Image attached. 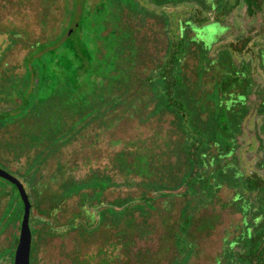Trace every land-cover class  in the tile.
Wrapping results in <instances>:
<instances>
[{"label":"rangeland","instance_id":"rangeland-1","mask_svg":"<svg viewBox=\"0 0 264 264\" xmlns=\"http://www.w3.org/2000/svg\"><path fill=\"white\" fill-rule=\"evenodd\" d=\"M98 1L86 0V6L93 8ZM140 1L150 11L137 15L128 10L113 12L117 24L107 21L103 35L117 25L127 35L124 33L122 45L114 49L115 69H93L91 78L95 82L87 92L88 101L81 105V87L68 92L64 80L54 87L52 77L41 80L38 59L48 65L50 55L33 56L38 44L52 43L66 25L70 27L67 34L72 32L68 21L74 10L73 0H0V113L21 110L11 120L0 122V168L18 178L30 195L31 264H227L223 262L226 253L237 251L239 243L264 217V196L262 199L257 192L246 190L240 181L252 172L264 179V108L259 111L264 104L260 100V87L264 85V15L251 18L239 7L225 21H179L180 33L189 40L201 41L210 50L208 67L213 66L211 71L199 74V51L192 43L180 67L186 85L182 95L188 96L189 107L200 116L193 124L209 135L208 130H213L216 136L208 156L217 154L207 159L206 167L214 196L208 204L194 208L192 198L197 194L187 195L182 185L189 166L184 153L187 133L175 114L155 111L157 99L150 89L142 87L143 78L161 64L167 52L168 13L175 23L194 5L156 7L151 0ZM216 1L202 0L201 5L207 9ZM84 27L80 37L86 32L87 39L91 32ZM243 35L251 36L248 49L230 53L240 75L237 89L234 95L219 96L222 77L215 71L218 53L227 48V42ZM58 51L66 53L62 48ZM95 54L97 58L86 64L108 60V48L102 40H97ZM99 66L107 68L105 63ZM119 71L124 73L119 80H130L129 87L109 77ZM82 78L84 75H80V82ZM256 82L258 92L254 89ZM96 86L106 91L98 92ZM115 92L122 99L116 107L111 101ZM140 94L145 95L144 101H137L132 109L130 105ZM218 96L220 104L215 114H220L213 121L212 99ZM205 107L207 110H203ZM243 108H248L244 116ZM190 128L195 129L193 125ZM38 152L42 153V163L35 168L38 173L31 188L24 171ZM90 174L108 176L112 181L99 203L89 201L78 207L77 195L66 201L63 196L55 197L66 183ZM157 186L172 196L160 195L162 190H158L151 207L133 208L117 214L120 218L115 213L102 218L101 211H107L108 204L113 208L111 204ZM12 196L10 184L0 180V264H12L9 251L2 256L15 236L9 219ZM188 202L187 211L193 217L184 242L185 253L181 254L175 236ZM78 208L80 214L74 216ZM15 209L18 212L17 206ZM39 209H43L42 214Z\"/></svg>","mask_w":264,"mask_h":264},{"label":"trees","instance_id":"trees-1","mask_svg":"<svg viewBox=\"0 0 264 264\" xmlns=\"http://www.w3.org/2000/svg\"><path fill=\"white\" fill-rule=\"evenodd\" d=\"M201 1L202 0H151V3L156 7H166L171 5V3H175V5L190 4L194 6H192L191 9L186 12L185 18H176L177 20L175 21V23L171 21L172 14L168 13L169 20L167 19L166 25L168 26L167 32L169 34V42L167 52L161 64L157 68L152 70L148 75H146L143 78L142 82V87L150 89L154 95V99H157L155 103V111H169L175 114L179 118L184 131L187 133L184 141V153L189 166L187 172L183 176L182 185L184 186V192L187 195L193 196L197 194L196 197H191L194 202V208H199L204 204H208L214 196V192L213 190H211L210 185L211 175H207L208 170L206 167L208 162L207 159L211 155L217 154L216 152L215 154H211L208 156L209 149L213 148L211 146V143L214 142L213 138H215L216 136L213 137L215 135L213 134V130H208L209 133L211 132V135H209L207 131H204L200 125L193 124V121L196 122V120H198L200 116L189 107L188 96L182 95L183 90L185 91L186 85L184 82V78L181 75L180 67L187 54L189 45L192 43L196 44L199 51V74L202 75L211 71L213 66L208 67L209 59L210 57H212L209 55L210 50L205 48L201 41L196 42L189 40L190 37L187 38L185 33H180L179 21L192 19L196 24H203L208 21H225L239 7L245 10L246 16L251 18H256L262 14L264 15V0H217V3L215 5H210L209 7H207V9H204V7L201 5ZM73 9L74 10H72L73 12L71 14L70 21H68L69 23H71L72 32L70 34H67L70 27L66 25L63 32H61L53 40H51L52 43H50L49 45H45V43L38 44V50L33 52V56L35 57V55H37V58H41L42 55L46 53L50 55L48 65H44L42 63V60L38 59V62L40 63L42 69L41 80L44 81V79L47 80V78L49 79V77H52L53 87L58 85V83H60V80H64L65 85L67 86L66 90L68 92L75 91L76 89H78V87H81L83 98L81 99V101H79L80 104L83 105L88 101L87 92H89L91 83L95 82V80L91 78L94 74L93 69H95L96 72H106L109 70H113V68L115 69L116 57L114 54V49L116 46L122 45L124 33L127 35V31H125L124 28L118 29L119 25L115 26V28L111 29L107 34L103 35L102 32L107 27V21L112 20L113 24H117L118 18L114 13L118 11L121 12L123 10H128L130 13L137 15L139 13H144L150 10H148L140 0H99L93 8H88L86 6V0H73ZM83 27L89 29V31L91 32L90 36L87 39L84 38V35L86 36V32L82 33L80 37V33ZM94 30L98 33L93 35L92 32ZM97 40H102L105 45H107L108 60L103 59L102 62H98L94 65L89 66V62H91L92 59H95L96 57L95 50ZM250 42L251 36L243 35L227 42V48L225 50H221V52L218 53L219 56L216 59L215 64L217 68L215 69V71H218V73L222 77L219 81L218 90L221 93V95L219 96H222V94H235L233 93V90L237 89L235 87L238 84L237 82L239 81L240 75L235 69L237 67L230 53H242L246 51ZM60 48L64 49L66 53H64V51L59 52L58 50ZM99 63H105L107 68L105 69L104 66L102 68H100V66L98 67ZM80 75H84V78H82L81 82ZM123 75L124 73L122 71H119L113 75H110L109 77L113 80L118 79L117 81L122 82V84L124 83L123 87H129L131 83H129L130 80H119L122 79L121 77ZM26 77L29 79L30 72L26 73ZM111 82L112 81H110V83ZM258 85L259 84L256 82V88L254 87L256 92H258ZM91 88L94 89L93 87ZM95 89L101 93L106 91L100 89V86H96ZM260 91V100L263 101L264 85L262 86V88L260 87ZM219 96L212 99V101H214V111H211L210 116L213 121H216L215 118L219 117L220 114H215V110L219 107L220 104ZM144 99L145 95L140 94V96L133 101L130 107L132 109L135 108V103L139 101L140 104L142 101H144ZM101 100L103 101V99ZM121 100V96L118 95V93H112V106L116 107ZM259 107H261L259 111L262 112L264 104H260ZM203 110H207V108L205 107L203 108ZM20 112L21 110H16L15 112H1L0 122L4 121V119L11 120L12 117L16 116ZM247 113L248 108H243V116ZM192 125L193 127H195L194 130H191L190 128V126L192 127ZM222 128L223 125L221 126V129ZM196 130H199L200 133H196ZM192 132L196 134L195 136L191 137ZM225 147L227 149L229 145L226 144ZM41 154V152H38L36 155L37 158L35 157L33 163L28 164L27 168L24 171L26 180L31 182V188H33L35 185L33 184V181H35V175L36 173H38L37 169L35 168H38L42 163L40 161ZM218 168L216 167V169ZM0 180L4 179L0 178ZM241 180L243 181V185L246 190L250 192H257V196H260V198L263 199L264 195L262 193H264V179L260 175L252 172L250 174L243 175V177L240 178V181ZM7 182L10 184L13 194V200L9 202V208L11 212L9 219L13 221L15 236L12 246L8 248L7 251L2 254V256L4 254H7V252L9 251L8 256H10V259H12L13 264L15 249L19 238L21 218L23 215V203L19 197L16 187L9 181ZM110 184H112V181L108 176L100 177L96 174H90L85 179L66 183L63 187L62 192L59 194H55V197L63 196L66 201L67 199H70L71 197L77 195L79 197L78 207H81L82 204L90 203L89 201H91V203L96 201L97 203H99L100 201H102L101 195ZM158 190H162L159 192L160 195L172 196L173 194L168 193L164 187L157 186L155 187V189L144 192L135 198L125 199L123 201L119 200L115 205L111 204L113 208H110V205L108 204L109 207L107 208V211L105 210V208L101 211L102 218L106 219L107 213H115V217L120 218L118 215L124 214L133 208H139L143 210L145 206L151 207L153 200L158 195ZM29 196L30 195L28 194V197ZM188 205L189 202L187 203L186 208L182 210L181 224L175 236V244L181 254L185 253L184 242L187 239L186 236L189 232L188 228L191 224V218L193 217V214L187 211L189 209ZM16 206L18 207V212L15 209ZM80 210L81 209L78 208V211L73 215H79ZM38 211L39 214L43 213V209H39ZM262 211L264 213V208ZM56 227L59 226L57 225ZM238 248L239 249L234 253H226V259H224L223 262H225L226 260L228 261L227 264H232V262L234 261H236L238 264H264V217L260 222H257L256 227L255 229H253L252 233L249 236L247 235L243 242L239 243ZM31 254L32 239L30 248V264Z\"/></svg>","mask_w":264,"mask_h":264},{"label":"water","instance_id":"water-1","mask_svg":"<svg viewBox=\"0 0 264 264\" xmlns=\"http://www.w3.org/2000/svg\"><path fill=\"white\" fill-rule=\"evenodd\" d=\"M0 178L13 184L23 203V215L20 223L18 243L15 249L13 264H30L31 230L29 226V213L31 202L22 182L11 173L0 168Z\"/></svg>","mask_w":264,"mask_h":264}]
</instances>
